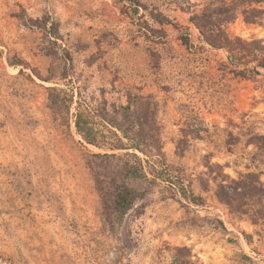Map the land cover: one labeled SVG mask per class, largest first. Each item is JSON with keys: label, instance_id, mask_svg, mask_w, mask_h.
<instances>
[{"label": "rangeland", "instance_id": "374dc122", "mask_svg": "<svg viewBox=\"0 0 264 264\" xmlns=\"http://www.w3.org/2000/svg\"><path fill=\"white\" fill-rule=\"evenodd\" d=\"M135 1L0 0V264H264V20L239 16L216 49L191 21L212 0ZM130 89L158 103L169 168L137 153L149 178L198 202L77 133L79 93L127 105ZM121 180L142 194L125 215Z\"/></svg>", "mask_w": 264, "mask_h": 264}, {"label": "trees", "instance_id": "16d2710c", "mask_svg": "<svg viewBox=\"0 0 264 264\" xmlns=\"http://www.w3.org/2000/svg\"><path fill=\"white\" fill-rule=\"evenodd\" d=\"M139 13V4L135 0H126ZM239 16H242L248 25H258L264 20V0H212L207 4L201 13H195L191 21L200 30L203 41L208 45L222 49L227 48L231 37L227 32V26L232 24ZM169 23L168 19L166 21ZM59 40L57 31L51 33ZM182 40L187 47L191 46L189 35L182 33ZM54 41L55 43H57ZM64 68L63 79L69 78L68 64L73 61L70 52L63 50ZM13 66L19 65L12 63ZM51 97L55 94H64V101L60 103L58 99L54 104H64L68 109L74 103V95L67 93L64 89L50 87ZM137 90V89H135ZM79 93L77 101L75 126L77 133L85 143L101 149H106L111 154L105 156L118 157V152H125V156L135 159L133 162L127 160L124 163L123 171L127 177H134L144 180L147 184H157L158 180L166 183L167 189L173 194L182 195L189 202H198L200 197H195L190 193V187L176 179L171 173L162 172L164 168H169L162 159L164 156L160 127L158 126L157 113L158 103L152 95H145L130 89L127 92V105L110 104L104 98L97 105L88 103L82 99ZM137 153H141L150 159H157L162 171L155 172L153 179L148 173ZM155 163V162H154ZM154 168V167H153ZM115 210L117 213L125 215L133 205L141 198L137 190L131 188L125 181L114 184Z\"/></svg>", "mask_w": 264, "mask_h": 264}]
</instances>
